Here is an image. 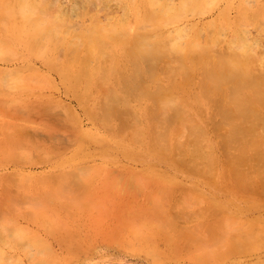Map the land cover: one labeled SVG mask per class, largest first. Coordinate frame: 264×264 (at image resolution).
Segmentation results:
<instances>
[{
    "label": "rangeland",
    "instance_id": "1",
    "mask_svg": "<svg viewBox=\"0 0 264 264\" xmlns=\"http://www.w3.org/2000/svg\"><path fill=\"white\" fill-rule=\"evenodd\" d=\"M23 1L20 9L21 0H0V264H264V169L238 173L226 162L235 155L222 150L221 137L211 129L210 102L198 97L190 106L184 89L170 91L204 130L203 148L211 160L192 162L183 151L156 152L146 123L139 141L131 124L105 128L91 117L52 61L63 54L47 46L56 33L55 38L70 40L92 24L109 30L99 38L97 29V38L116 39L115 22L116 28L124 24L130 38L181 33L221 57L240 50V40L247 38L257 57L252 72L258 69L254 76H259L264 0ZM35 3L44 20L34 13ZM149 12L170 23L163 27L159 15ZM244 13L255 19L244 20ZM56 26L61 30L53 35ZM94 102L90 98L88 104ZM186 138L178 139L186 144Z\"/></svg>",
    "mask_w": 264,
    "mask_h": 264
},
{
    "label": "bare ground",
    "instance_id": "2",
    "mask_svg": "<svg viewBox=\"0 0 264 264\" xmlns=\"http://www.w3.org/2000/svg\"><path fill=\"white\" fill-rule=\"evenodd\" d=\"M19 3L20 4H18L17 7L24 9V1L21 0ZM89 3L90 2H88V4ZM11 5L12 3L10 6ZM32 5L30 3L29 9ZM54 5L55 4H53V6ZM7 6L8 9L9 5ZM182 6L184 8V5ZM33 7L34 6H32L31 9H34ZM35 7L38 9L36 3ZM36 8L34 13H36V15L40 14L41 19L44 20V13L42 15L44 18H42L41 9L39 8L37 10ZM39 10L40 12H38ZM51 10H49V12H51ZM72 11L75 12L76 10ZM15 13L17 12L15 11ZM46 13L49 16L47 11ZM162 13L164 12L161 11V15ZM151 14H155V16L157 15L156 12H152ZM75 15L77 16L76 13L74 16ZM164 15H169V12H165ZM242 15L246 16V18H244L245 16H242L244 20L249 17L246 13ZM53 16L54 15H52L50 19L53 18ZM147 16L149 17L150 15L147 13ZM147 16L144 20L148 19ZM152 16L154 15H151V18ZM251 16L253 18L255 17L253 15ZM250 17L249 19L251 20L255 19ZM66 18L67 17H65V20ZM163 18L159 15L157 20L159 23L161 22L160 24L164 27L170 22L168 23L166 17L165 20L167 22H165ZM170 18L172 17L170 16ZM30 19L31 18L28 19V22ZM52 20L54 19H51V21ZM55 21L56 20H54V22ZM123 21L125 20L123 19ZM237 21H239V19H237ZM44 22L45 21H42L43 25L45 24ZM48 22L46 21V23ZM59 22L61 25L57 26H61V28L66 24L65 22L63 24V21ZM59 22L57 21V23ZM94 22H98V20H94ZM57 23L54 24L56 25ZM156 23L157 21H155L154 24ZM50 24L48 27L51 26L50 29H52V24ZM113 26L114 28H112V30H114V32L117 31L120 36H117L116 39L112 37L113 39L110 38L111 40L99 39L102 38V35L104 36L101 31L107 34L109 33V30L107 31L106 28H102L101 30V27L99 29V27H95L93 24L91 30H87L84 27L86 31H83V35H75L74 38H71L70 40H66L65 38H55L57 33L55 35L54 33L60 31V27L55 31L53 30L54 38L50 41L49 37L47 38L49 41L47 46L50 45L49 48L51 47L48 51L63 54V57L59 56V58H62L61 60H58L59 58H54L52 61L59 63L57 64V67L66 75L67 80L73 85L75 93L82 99L86 106L90 108L91 117L97 120L105 128H110L113 124L117 123L122 128L127 129L129 124H131L130 127L133 129L132 133H134L133 136L139 141L142 140L141 138L143 137L141 136V133L143 132L142 124L146 123L148 125L152 142L150 148H153L156 152L168 154L171 151L176 153L183 151L190 157L192 162L211 160L209 152L203 148L206 139L204 130L199 124H194V122L191 121L193 120L191 118V111L189 114L183 111L185 103L178 101V99L170 94L171 90L184 89L183 91L188 93V96L192 99V101L187 102L190 106L191 102L195 101L198 97H202L210 102V113L207 116H209L208 121L210 122L211 129L221 137L220 146L222 147V150H225L226 152L232 151L235 155L234 158H230L232 160L228 158L230 161L226 159V162L230 166H233L234 170L238 171V173L244 168H249L251 170L258 168L264 169V78H262V80L259 78V76H264V71L263 75H259L260 73L257 71L258 69H255L254 73L257 74V71L259 76H254L251 67L257 57L254 56V49H252V46L247 43V38L244 41L240 40L241 38L239 39L241 41L240 43H243L242 45L239 44V46H241V48H239L240 50L237 49L238 51L235 50L231 52L230 56L226 57L224 54L223 57H221V53L218 54L217 51H214V53L216 52V55H213V52L212 54L210 53L209 50H211L212 46L209 49L210 45H202L203 43L201 44L194 40H185L186 37L181 33L178 36L176 35L175 38L167 35L164 36V34H158L159 36H155V38L152 39V34L150 39H146L144 37L147 33H145L144 37L130 38L129 35H131V33L128 30L129 35L127 34L124 24L123 26L116 28L115 22ZM156 27H159V25L154 26L152 29H156ZM46 29L48 28L46 27L45 30ZM50 29H48V31L46 30V35L44 34L45 36L51 33V31H49ZM219 30H221V28H219ZM89 31L92 33L98 31L100 34L96 32L99 34H96V36H99V38L94 35L95 33L92 34ZM121 31L123 32V35H121ZM183 31L186 30L184 29ZM44 32L45 31H43V33ZM137 33L139 32H136V36L138 35ZM222 33L225 34V32ZM64 34L68 35L70 32L67 31ZM45 36L44 38H46ZM208 36L210 37V35ZM56 37H58V35ZM36 38L38 37L36 36ZM37 42L39 44V41ZM213 42L215 43V38ZM245 42L246 44H244ZM40 44L43 43L41 42ZM237 47L238 43L234 48L236 49ZM262 53H264V51ZM40 54H42V52ZM43 54L44 56L46 55L45 53ZM217 54L220 57H218ZM21 78L22 76H20V79ZM161 78L168 79L171 83L165 85L160 80ZM20 79L19 81H22V79ZM29 79L30 78H27L25 80ZM174 80L176 81L172 83ZM90 98H94L95 102L93 104H88ZM126 114L130 116V121L126 120L127 118L129 119L128 115L126 119L124 118V115ZM183 135L188 138L186 144H182L178 139ZM246 175L248 174H244L242 177H245ZM14 182H17V179ZM168 224L169 223H167V225ZM174 236L175 235H173V237ZM248 237L252 238L250 235ZM195 244H197V242Z\"/></svg>",
    "mask_w": 264,
    "mask_h": 264
}]
</instances>
